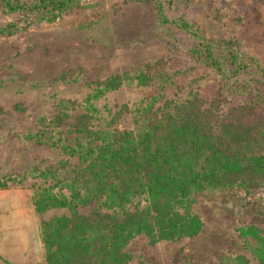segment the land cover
<instances>
[{
  "label": "rangeland",
  "instance_id": "rangeland-1",
  "mask_svg": "<svg viewBox=\"0 0 264 264\" xmlns=\"http://www.w3.org/2000/svg\"><path fill=\"white\" fill-rule=\"evenodd\" d=\"M158 1L167 23L158 19L155 0H77L61 13L34 9L40 0H0V183L8 185L0 189V264H45L40 223L66 212H35L28 172L34 166L57 167L61 178L80 174L85 163L63 146L78 147L86 129H118L130 121L133 105L161 94L178 102L194 97L223 114L238 106L245 97L236 99L234 79H220L195 54L203 40L220 60L227 52L242 54L264 70V0ZM179 20L191 31L172 24ZM154 63L160 83L124 78L106 88L114 76H135L141 68L145 74L143 66ZM237 79L264 84L258 69ZM246 158L233 172L244 182L264 181V163ZM144 199H132L126 211L145 209ZM118 212L101 213L115 219ZM193 212L201 221L193 238L120 234L125 264H261L264 185L201 197Z\"/></svg>",
  "mask_w": 264,
  "mask_h": 264
},
{
  "label": "trees",
  "instance_id": "trees-1",
  "mask_svg": "<svg viewBox=\"0 0 264 264\" xmlns=\"http://www.w3.org/2000/svg\"><path fill=\"white\" fill-rule=\"evenodd\" d=\"M76 1L40 0L34 9L61 13ZM155 1L158 19L167 23L162 5ZM5 7L16 10L9 1ZM172 24L191 31L184 20ZM201 46L195 54L203 64L224 81L234 79L236 99L245 97L238 106L223 114L194 97L184 102L165 94L149 97L133 105L127 124L101 134L86 129L79 148L63 146L65 153L85 163L80 174L61 178L57 167H31L28 175L33 181L35 212L43 214L53 208L66 212L40 223L45 264H125L119 253L120 234L127 238V233L143 232L153 239L174 241L193 238L201 228L193 212L199 198L211 200L239 184L251 189L264 185L262 180L244 182L232 169L243 166L247 155L252 157L250 165L264 163L260 157L264 152V84L252 79L242 84L237 79L252 69L264 77V70L242 54L227 52L220 60L204 40ZM157 67L146 64L145 74L141 68L135 76H114L106 81V88L119 87L124 78L144 77L160 83ZM7 188L5 179L0 189ZM141 195L148 203L145 209L126 211L129 201ZM115 208L119 209L115 219L101 213ZM254 252L259 255L258 250ZM233 264L244 262L238 259Z\"/></svg>",
  "mask_w": 264,
  "mask_h": 264
}]
</instances>
